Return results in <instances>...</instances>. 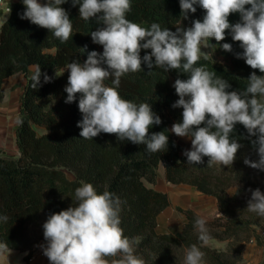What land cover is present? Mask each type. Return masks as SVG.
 <instances>
[{
  "label": "trees",
  "instance_id": "16d2710c",
  "mask_svg": "<svg viewBox=\"0 0 264 264\" xmlns=\"http://www.w3.org/2000/svg\"><path fill=\"white\" fill-rule=\"evenodd\" d=\"M131 11L126 19L149 28L152 23L161 28L175 31L182 18L179 0H131ZM72 22V37L66 42L45 28L21 19L26 10L22 0L12 2L9 17L0 25V88L4 79L15 74H28L29 67L41 68L40 86L33 88L32 75L28 77L20 99L19 118L16 129L18 156L0 155V216H7V222L0 221V242L9 249L28 252L26 264L43 234V224L53 213L66 210L76 204L75 190L81 181L91 183L97 194L109 191L120 201V227L124 235L133 241V254L145 264H185V255L195 244L204 252L203 263L236 264L227 258L226 251L204 245L199 241L195 220L202 216L192 208L178 207L187 222L176 233H159L158 215L170 205L169 195L147 186L146 182H157L158 168L164 165L167 181L172 184H189L203 194L217 199L221 215L206 219L210 239L229 240L243 246L256 231L259 224L255 212L247 210L251 198L248 189L259 188L264 193V170L253 169L244 163L247 158L259 161V155L248 138L243 125H235L230 139L242 146L232 165H208V157L202 164H189L183 155L186 150L173 136L165 132L169 142L167 148L152 153L146 145L118 140L114 134L100 133L93 139L80 137L77 123L82 120L78 109L80 94L76 101L66 104L69 72L66 66L72 60L83 63L88 52H103V46L92 42L90 33L99 25L93 18L85 21L79 16V5L73 7L71 0L62 4ZM196 13H189V19L203 20L205 10L198 4ZM246 8L250 5H246ZM229 22H240L239 13H233ZM210 50H220L227 63L203 56L194 67L204 66L215 71L216 77L231 84L228 91L243 92L252 72L264 76L258 69H251L244 59L239 42L231 38L226 30L225 39L217 42L210 38ZM223 43L232 44V51L222 49ZM87 45V51L80 48ZM151 50H141V57ZM215 63H214V61ZM154 61V58H153ZM107 68V65H103ZM44 74L51 82H44ZM182 69L165 72L154 67L149 71L142 64L139 72H129L120 79L119 92L122 99L137 105L149 103L152 111L161 118V124L153 125L149 135L170 130L171 123L182 122V108L172 105L179 99L173 84L177 78L187 79ZM115 87L112 78L104 81ZM263 101V97L260 98ZM203 126V125H201ZM37 128H40L38 130ZM67 171L74 175L70 179ZM235 188L233 193L231 189ZM258 236H256L257 238ZM241 248V247H240ZM240 251V249H239ZM119 257H107L110 262ZM50 264V263H49Z\"/></svg>",
  "mask_w": 264,
  "mask_h": 264
},
{
  "label": "clouds",
  "instance_id": "9594fccd",
  "mask_svg": "<svg viewBox=\"0 0 264 264\" xmlns=\"http://www.w3.org/2000/svg\"><path fill=\"white\" fill-rule=\"evenodd\" d=\"M26 10L21 19L48 29L54 37L66 42L72 37L73 25L66 10L61 7L67 0H22ZM73 7L79 5V16L85 21L101 25L90 33L92 42L103 46V52H88L87 59L80 63L72 60L66 68L69 72L66 104L76 101L80 94L78 109L82 120L77 123L80 137L93 139L100 133L114 134L118 140L146 145L155 153L168 146L165 132L191 140V150L183 155L189 164H202L208 157V165H232L241 144L230 139L235 125L241 124L247 130L259 161L245 159L244 163L253 169L264 170V76L252 72L247 79L245 91H228L231 84L215 71L204 66L194 67L201 59H209V53L202 51L201 44L214 38L225 39L226 30L243 49L237 53L251 69L264 73V0H179L183 19L189 13H196L199 5L205 10L203 20H193L191 27H176L175 31L161 28L152 23L142 27L126 19L131 11V0H71ZM246 5L250 7L246 8ZM239 13L240 22L231 24L228 17ZM87 51V45L80 48ZM150 49L141 57V50ZM222 49L232 51V44L223 43ZM154 58V61H153ZM214 61V60H213ZM215 63V61H214ZM142 64L152 70L162 68L165 72L182 69L188 78H177L173 84L179 97L172 105L182 108V122L174 123L170 130L149 135L153 125L161 124V118L152 111L149 103L137 105L122 99L117 88L126 73L139 72ZM107 65V68L103 67ZM41 68L35 66L31 79L32 87L40 86ZM112 78L115 87L104 81ZM44 74V82H51ZM17 123H22L17 117ZM203 125V126H201ZM75 190L76 204L66 210L51 214L43 224V235L47 242L40 245L43 255L50 264H145L133 254L130 241L120 227V201L109 191L97 194L91 183L81 181ZM247 201V210L264 216V193L259 188L252 190ZM7 216L0 221L7 222ZM206 219L195 220L198 239L204 245L210 240ZM11 252L6 243L0 242V254ZM107 257H119L111 262ZM204 252L193 244L185 255V264H203Z\"/></svg>",
  "mask_w": 264,
  "mask_h": 264
},
{
  "label": "crops",
  "instance_id": "0c3cea01",
  "mask_svg": "<svg viewBox=\"0 0 264 264\" xmlns=\"http://www.w3.org/2000/svg\"><path fill=\"white\" fill-rule=\"evenodd\" d=\"M5 12L6 11L0 14V17L4 16V19L0 22V25L9 17V14L5 15ZM34 71H35V65H32L29 67L27 75L23 73H19L4 79L0 89L6 90L7 95L8 94L10 95L9 98L6 96L7 98L5 100V103H8V101L11 98H16L17 100H20L19 98L25 89L28 77L31 76ZM13 103L14 101H12V105H14ZM15 113L17 114L15 115ZM12 115H15L14 120L16 121V118L18 116L16 107ZM12 115L11 118L14 117ZM15 141H16L15 132H11L10 130L8 131V129L0 132V148L1 149L4 148L3 152H7V147L9 145L12 148ZM146 184L149 187L167 193L170 198V202H171L170 205L166 207L158 215L157 218L158 225L156 230L159 233H176L183 229L184 224L187 222V218L184 214L178 211V207L192 208L206 219L213 217L216 214V212L219 210L217 205V199L215 197L203 194L202 192L198 191L196 187L192 185L189 184L176 185L167 181L165 177V168L163 164L159 165L157 182L155 184L146 182ZM38 251L39 253L37 254V259L34 262V264H49L50 261L46 256L43 255V251L41 247ZM259 254L260 255L257 256L255 260H251L252 261L251 264H264V253L259 252ZM25 255L26 252H21L19 250L17 251L11 249V252H5L3 254H0V264H25Z\"/></svg>",
  "mask_w": 264,
  "mask_h": 264
},
{
  "label": "rangeland",
  "instance_id": "374dc122",
  "mask_svg": "<svg viewBox=\"0 0 264 264\" xmlns=\"http://www.w3.org/2000/svg\"><path fill=\"white\" fill-rule=\"evenodd\" d=\"M39 2L43 3L44 0H39ZM7 14H9V12H5V15H7ZM3 19H4V16L0 17V22ZM177 26L178 27L182 26V27H185V28L191 27L192 26V22L190 21L189 18L188 19H183V17H182L180 19V21L178 22ZM201 49H202V51H204L206 53H209V56H211L215 60L220 61L222 63H227V61H226L227 59L223 56V54L221 53L220 50H217V49H215L213 51L210 50V47H209L207 41L203 42L201 44ZM6 96L9 98L10 95L9 94L7 95L6 90L0 89V132L8 129V131L10 130L11 132H15L16 133V129H17L18 123L16 122L17 118H16V121L14 120V118H15V115L17 113H15V115H12V113L15 110V107H16L17 112H18V116H19V109H20V104L19 103H20V100H17L16 98H11L8 101V103H5V100L7 98ZM19 99H21V96H20ZM12 101H14V103H13L14 105H12ZM263 101H264V97H263ZM11 115L14 116V117L11 118ZM174 123L175 122L171 123L170 129H171V127H172V125ZM37 129L40 130V128H37ZM172 134H173L174 138L186 150H191L192 145H191V140L189 138H187V137L181 138V137L176 136L174 133H172ZM9 142H11V141H9ZM3 151H4V148H2V149L0 148V154H2L4 156H18L19 155V153H18L19 150H18L16 141L13 144L12 148H11L10 145L7 147V152H3ZM12 154H14V155H12ZM254 162H258V161H254ZM258 170L259 169H253V172L255 173L254 175L258 176V173H257ZM67 175H68V177L70 179L74 178V175L71 172H69V171H67ZM263 180H264V177H263ZM234 191H235V188L230 190L231 193H233ZM219 215H221V212L218 210L213 217L207 218V220L212 219V218H214L216 216H219ZM255 217L260 222L259 224L254 225V229L256 231V233H255L256 235H254L250 240L245 242V244H243V246H241V244H239L237 242H231L229 240H218V239H210L207 245L211 246L213 248L219 249V250L226 251L227 258L230 261H236V264H251L252 263L251 260H255L257 258V256L260 255L259 252H263L264 253V216H260V215H258L256 213ZM256 236H258V237L256 238ZM46 243L47 242L44 239V235L42 234L41 235V239L39 240L38 244H36L34 246V248H33V255L36 256L34 262L37 259V254L39 253V251H38L40 249L39 245H41V244L42 245H46ZM239 249H240V251H239ZM27 254H28V252H26V255ZM25 264H26V260H25Z\"/></svg>",
  "mask_w": 264,
  "mask_h": 264
},
{
  "label": "built area",
  "instance_id": "2783aa9c",
  "mask_svg": "<svg viewBox=\"0 0 264 264\" xmlns=\"http://www.w3.org/2000/svg\"><path fill=\"white\" fill-rule=\"evenodd\" d=\"M15 0H0V14L4 11L9 12L11 9V5L12 2H14ZM36 256L31 255L30 259H29V263L30 264H34V260H35Z\"/></svg>",
  "mask_w": 264,
  "mask_h": 264
}]
</instances>
